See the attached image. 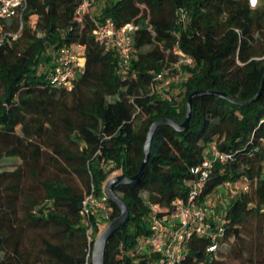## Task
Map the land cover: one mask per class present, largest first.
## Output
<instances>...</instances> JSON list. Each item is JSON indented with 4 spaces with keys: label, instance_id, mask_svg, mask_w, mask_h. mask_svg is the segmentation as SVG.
Returning <instances> with one entry per match:
<instances>
[{
    "label": "trees",
    "instance_id": "16d2710c",
    "mask_svg": "<svg viewBox=\"0 0 264 264\" xmlns=\"http://www.w3.org/2000/svg\"><path fill=\"white\" fill-rule=\"evenodd\" d=\"M79 4L28 0L22 24L0 20V160H20L0 167V264H91L94 240L119 209L107 198V218L91 210L85 220V199L102 198L114 172L137 175L150 125L181 124L195 91L208 94L195 98L187 129L159 127L142 177L115 189L130 213L107 241L104 264L157 258L138 250L150 218L172 216L212 145L228 158L213 165L196 200L213 208L226 183L238 189L216 211L224 223L216 250L208 252L210 236L192 231L181 264H264V93L244 104L264 80V0L254 9L246 0H102L78 22ZM107 19L117 30L135 28L125 75L117 49L94 34ZM76 45L84 47L83 70L57 86L56 54ZM177 52L192 63L182 65L167 101L149 86Z\"/></svg>",
    "mask_w": 264,
    "mask_h": 264
},
{
    "label": "built area",
    "instance_id": "2783aa9c",
    "mask_svg": "<svg viewBox=\"0 0 264 264\" xmlns=\"http://www.w3.org/2000/svg\"><path fill=\"white\" fill-rule=\"evenodd\" d=\"M79 1L80 4L75 17L78 22L81 21L85 13L95 7L97 0ZM246 2L250 8L254 9L259 5L260 0H246ZM27 5L28 0H0V20L17 19L22 24L21 20ZM134 31L135 28L132 25L117 30L110 19L98 23L94 31L101 44L107 49L114 47L119 52L123 75L126 74L129 59L134 53ZM3 39V36L0 35V44ZM83 49V46L76 45L63 48L56 54L53 78L57 86L69 87L76 75L81 73L85 63ZM177 55L179 60L158 73L149 86L151 93L163 100H170L166 90L182 79V65H191L192 63L191 59L183 53L177 52ZM227 158L228 156L220 152L215 145L210 146L202 163L192 169V174L197 176L198 180L192 185L188 196L173 202L174 212L172 216L157 217L152 215L150 218L151 233L143 240L138 250L148 255L154 254L157 258L146 264H181L184 243L189 239L192 231L200 235L210 236L213 243L222 235L224 223L219 220L214 208L201 204L196 198L202 192L203 183L209 178L213 165L216 162H225ZM223 187L228 192L233 193L231 197L236 194L238 189L234 188L231 183H226ZM91 210L99 211L103 217L107 218L111 212L107 197L104 195L97 199L93 192L87 196L81 212L85 220L89 219ZM152 210H155V207ZM212 222L215 227H212ZM212 228L215 231L210 233ZM216 247L215 243L212 244L208 248V252L215 251Z\"/></svg>",
    "mask_w": 264,
    "mask_h": 264
},
{
    "label": "water",
    "instance_id": "95a60500",
    "mask_svg": "<svg viewBox=\"0 0 264 264\" xmlns=\"http://www.w3.org/2000/svg\"><path fill=\"white\" fill-rule=\"evenodd\" d=\"M262 93H264V80H262L261 88L258 94L251 99L250 101L244 103L249 104L253 101H255L256 98H258ZM208 94L207 92L203 91H195L191 93L187 99L185 111V119L181 124H178L172 120L169 119H163L160 121H156L152 123L149 127V130L147 132L146 140L143 147V153H144V160L140 166L139 173L133 177H126L123 174L113 176L109 178L106 183L103 186V193L108 198V200L113 203L117 208L119 209V215L115 217L112 221H110L107 226L97 235L96 239L93 242L92 250H91V264H104V256H105V250H106V244L110 237H112L116 231H118L128 220L129 218V208L128 206L115 195V189L122 185H127L134 183L138 181L143 173L144 168L146 164L148 163L149 157H150V148H151V142L154 138L156 130L165 125L172 126L175 128L176 131L182 132L185 131L189 125L190 119H191V113H192V105L195 100V98ZM225 99H228L229 101L233 103H238L231 98H229L226 94L222 93H210Z\"/></svg>",
    "mask_w": 264,
    "mask_h": 264
},
{
    "label": "rangeland",
    "instance_id": "374dc122",
    "mask_svg": "<svg viewBox=\"0 0 264 264\" xmlns=\"http://www.w3.org/2000/svg\"><path fill=\"white\" fill-rule=\"evenodd\" d=\"M102 4V0H98V3L96 2L95 7L98 9V7L100 6V4ZM20 164V160L17 158H4L2 160H0V167L6 170H13L15 169L18 165ZM119 171L114 172L111 177L119 175ZM246 182H242L240 183L241 185L245 184ZM76 184H79L76 181ZM234 191V189H233ZM235 192V191H234ZM233 195V193L228 192V190H226V188L221 187L219 190H217V192L212 196L211 198V206L214 208L215 211H217L218 213L225 208L229 202L231 201L230 198ZM103 227V226H102ZM105 228V226L103 227V229ZM102 229V230H103ZM225 250V248L222 249V251Z\"/></svg>",
    "mask_w": 264,
    "mask_h": 264
}]
</instances>
